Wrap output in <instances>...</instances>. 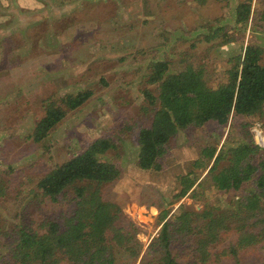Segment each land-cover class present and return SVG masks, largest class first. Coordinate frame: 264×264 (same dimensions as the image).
<instances>
[{
	"label": "rangeland",
	"instance_id": "1",
	"mask_svg": "<svg viewBox=\"0 0 264 264\" xmlns=\"http://www.w3.org/2000/svg\"><path fill=\"white\" fill-rule=\"evenodd\" d=\"M159 1L153 14L140 11L141 16L133 18V6L140 0H0V212L10 218L24 209L29 191L44 174L92 139L114 134L110 136L119 142L104 157L120 165V176L99 189L136 223L143 243L139 257L131 251L118 253V264H139L159 232L160 211L142 205V193L170 196L179 191L177 176L192 169L206 143L220 149L250 138L257 146L256 157H264V116L238 115L222 126L208 121L179 130L162 171L136 166L133 140L151 124L154 113L149 105L146 111L140 109L142 89L156 87L147 80L152 60L167 58L173 71L193 55L218 83L247 44L261 47L264 56V0H251L244 23L236 22V10L246 0ZM205 35L215 36L206 40ZM85 90L92 92L88 100L67 109L56 127L35 142L30 134L45 114L44 105L50 100L61 104L65 95ZM242 124L249 133L239 130ZM222 196L211 188L196 201L184 196L173 208L185 204L201 210ZM238 198L231 192L221 205L231 211ZM58 207L50 202L34 210L33 217L43 220ZM262 253L260 248L245 257V264H264Z\"/></svg>",
	"mask_w": 264,
	"mask_h": 264
},
{
	"label": "trees",
	"instance_id": "2",
	"mask_svg": "<svg viewBox=\"0 0 264 264\" xmlns=\"http://www.w3.org/2000/svg\"><path fill=\"white\" fill-rule=\"evenodd\" d=\"M250 8L251 0L240 3L236 22H246ZM214 36L205 35V39ZM263 57L261 47L247 44L244 54L218 83L193 55L173 71H169L172 63L167 58L152 60L147 80L156 87L142 89L140 109L146 111L149 105L154 113L151 124L138 130L133 140L138 147L136 166L162 171L179 130L208 121L222 126L238 115L263 117ZM91 94L90 90L68 94L60 99L61 104L50 100L30 136L41 141L67 109L81 106ZM245 127L242 124L239 130L245 131ZM110 135L114 134L92 139L44 174L29 191V206L10 218L0 212V264H118L116 255L122 251L139 257L143 249L137 238L139 227L99 189L120 176V165L104 157L119 142ZM256 148L250 138L220 149L206 143L192 169L177 176L179 191L170 196L142 193V205L159 209L157 222L161 226L139 264H245V257L264 250V157H256ZM211 188L223 194L213 207L197 210L180 204L173 208L184 196L196 201ZM3 192L0 183V195ZM231 192L239 198L229 211L221 200ZM50 202L60 206L52 216L43 220L33 217L34 210ZM259 259H264V253Z\"/></svg>",
	"mask_w": 264,
	"mask_h": 264
},
{
	"label": "crops",
	"instance_id": "3",
	"mask_svg": "<svg viewBox=\"0 0 264 264\" xmlns=\"http://www.w3.org/2000/svg\"><path fill=\"white\" fill-rule=\"evenodd\" d=\"M141 2H137V3H135V5L133 6V14L135 13V15L133 16V18H139L140 16H138V14L140 13V11H142V12H144L145 14H147V15H144L143 13H142V16L144 15V16H149V15H151V14H153L152 13V10H153V8H154V6H155V4L157 3H159L160 1L159 0H157V1H155V0H147V2H146V0H140ZM153 5V6H152ZM150 6H152V7H150ZM129 12H130V10L129 11H127V12H125L126 14H127V16L129 17ZM149 14V15H148Z\"/></svg>",
	"mask_w": 264,
	"mask_h": 264
},
{
	"label": "water",
	"instance_id": "4",
	"mask_svg": "<svg viewBox=\"0 0 264 264\" xmlns=\"http://www.w3.org/2000/svg\"><path fill=\"white\" fill-rule=\"evenodd\" d=\"M260 141V139H258Z\"/></svg>",
	"mask_w": 264,
	"mask_h": 264
}]
</instances>
